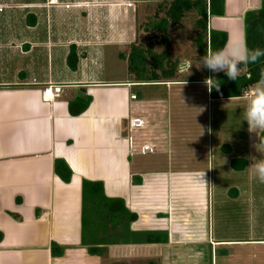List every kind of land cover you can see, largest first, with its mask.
<instances>
[{
  "label": "crops",
  "instance_id": "1",
  "mask_svg": "<svg viewBox=\"0 0 264 264\" xmlns=\"http://www.w3.org/2000/svg\"><path fill=\"white\" fill-rule=\"evenodd\" d=\"M170 1L0 0V264H215L219 245L247 241L211 229V186L216 159L224 193L248 191L254 208L264 194L248 159L264 158V131L250 133L243 117L255 85L238 97L209 94L203 81L215 72L179 71L184 60L199 62L193 53L182 52L175 76L159 81L129 67L137 18L156 6L162 16ZM261 4L225 0L209 32L226 31L227 45L245 41L244 16ZM71 17L76 27L65 24ZM112 50L124 72L104 69ZM50 83L63 92L46 101ZM214 110L223 119L216 138ZM236 159L248 165L238 170ZM84 181L124 200L137 214L133 230L167 231L169 242L112 245L106 263L91 255L81 244ZM250 241L264 245V236Z\"/></svg>",
  "mask_w": 264,
  "mask_h": 264
},
{
  "label": "trees",
  "instance_id": "2",
  "mask_svg": "<svg viewBox=\"0 0 264 264\" xmlns=\"http://www.w3.org/2000/svg\"><path fill=\"white\" fill-rule=\"evenodd\" d=\"M167 4V3H166ZM196 11L199 15L197 22L201 31L194 39L197 58L205 55L206 48L211 46L214 51L223 49L228 43V33L212 29L209 32L208 23L210 16H221L225 13V0H172L168 3L164 16L156 17L146 23L147 27L162 33V42L167 46L168 30L177 26L185 14ZM210 33V40L208 35ZM151 39V35H147ZM244 37L247 47L251 49H264V0L260 8L247 11L244 16ZM155 45L150 42L148 47L132 45L130 54V69L138 76L147 75L153 81L162 78H172L178 70V64L171 61V52L166 48L163 52L155 51ZM151 61V65L147 64ZM148 66H150L148 68ZM243 66V65H241ZM247 74L240 75L236 81L229 80L221 71L213 74L220 90H224L228 97L243 96L260 79L261 70L264 69V57L256 64H249ZM212 95L218 91L213 89ZM88 106V105H87ZM86 108V106H85ZM264 142V132L261 136ZM243 162V165L241 164ZM233 167L243 170L248 163L236 159ZM134 182H138L134 178ZM137 219V214L130 211L120 198L106 196L104 187L100 182H83V208H82V236L81 244L87 247L91 255L105 256L108 247L112 245H136L168 243L167 231H139L132 229V223Z\"/></svg>",
  "mask_w": 264,
  "mask_h": 264
},
{
  "label": "rangeland",
  "instance_id": "3",
  "mask_svg": "<svg viewBox=\"0 0 264 264\" xmlns=\"http://www.w3.org/2000/svg\"><path fill=\"white\" fill-rule=\"evenodd\" d=\"M168 3L164 7L159 8L161 11L160 15H165V9ZM156 6L153 11H147L145 16L138 17V36L137 42L140 45L148 46L149 39L146 37L145 24L147 21L153 20L157 13ZM143 14V13H142ZM199 15L196 11H191L185 14L183 20L177 25L172 26L168 30V47L171 51V61L179 59L182 52H186L189 56L196 53V47L194 45V39L196 35L201 31L198 27ZM62 19L58 18L56 20L57 29H59L60 24H62ZM66 25L71 27H76L73 25H78L76 18L71 17L66 18ZM74 29V28H71ZM151 41L155 45V49L158 52H162L165 49L162 40V33L160 31L150 30ZM185 48L184 50H182ZM115 50H112L110 62L104 65V69L107 74H113V72H124L122 65V59L118 58V54H115ZM185 53V54H186ZM184 56V55H183ZM187 56V55H186ZM118 59L115 64V60ZM113 60V61H111ZM151 65V61L149 60ZM148 64V65H149ZM191 74L182 73V77H199L207 74V69L199 67V62L192 63ZM150 66H148L149 68ZM127 68V67H126ZM149 75L150 73H147ZM212 110V109H211ZM220 114L214 110L211 112L210 117L212 118V124L210 119V125L213 126V134L216 138V133L220 132L223 119H221ZM212 133V130L210 131ZM212 135V134H211ZM215 153V152H214ZM214 166L216 170V175L212 177L211 186V229H213L216 235L222 236L227 239L232 240H247V241H234L226 242L219 245L217 248V255L215 256V264H264V245H259L258 242H253L250 240H256L264 235V194L260 196L257 195L258 201L256 208L251 204V199L253 195L240 192L235 195V191H232L229 195L223 192L225 187L223 179L221 176L222 168L216 167V159H214ZM246 179V178H245ZM245 181V180H244ZM246 182L251 184L252 180L250 178L246 179ZM249 190V189H248ZM231 201V202H228ZM259 202V203H258ZM258 207V208H257ZM263 209V213L259 209ZM260 213H259V212ZM211 230V231H213ZM104 263L109 262L108 255L103 257ZM108 258V259H107ZM144 261L138 259L124 260L120 264H143Z\"/></svg>",
  "mask_w": 264,
  "mask_h": 264
},
{
  "label": "clouds",
  "instance_id": "4",
  "mask_svg": "<svg viewBox=\"0 0 264 264\" xmlns=\"http://www.w3.org/2000/svg\"><path fill=\"white\" fill-rule=\"evenodd\" d=\"M261 57H264V49L255 48L250 50L246 41L237 40L216 51L211 46L207 47L205 55L199 60L198 68L203 67L215 73L223 71L229 80L236 81L242 74L241 65L256 64ZM192 66L191 61L184 60L179 65V71L190 75ZM203 83L209 94L213 89L218 92L220 90V83L214 77H206ZM184 84H186V81ZM243 117L244 121L248 123L250 133L258 134V132L264 131V69L261 70L257 84L246 93ZM201 135H203V129ZM248 159L251 161L249 164L250 169L254 171L259 182L264 184V158L257 159L255 156H250ZM202 175L204 176V173Z\"/></svg>",
  "mask_w": 264,
  "mask_h": 264
},
{
  "label": "built area",
  "instance_id": "5",
  "mask_svg": "<svg viewBox=\"0 0 264 264\" xmlns=\"http://www.w3.org/2000/svg\"><path fill=\"white\" fill-rule=\"evenodd\" d=\"M63 92V86L60 84L50 83L43 91V97L46 101H52L55 97L59 96ZM224 92L220 90L218 97L223 98Z\"/></svg>",
  "mask_w": 264,
  "mask_h": 264
}]
</instances>
